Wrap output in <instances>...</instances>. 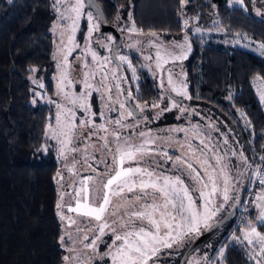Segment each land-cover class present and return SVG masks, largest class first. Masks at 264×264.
<instances>
[{
  "label": "trees",
  "instance_id": "1",
  "mask_svg": "<svg viewBox=\"0 0 264 264\" xmlns=\"http://www.w3.org/2000/svg\"><path fill=\"white\" fill-rule=\"evenodd\" d=\"M96 1L120 37L124 33L120 27L129 14L140 32H155L164 42H189L191 52L185 62V75L193 98L188 104L195 109H209L227 123L249 158L246 180L235 203L224 213L225 216L234 208L235 217L200 244L212 241L205 248L209 257L234 230L238 210L248 194L251 167L264 153V111L251 84L254 77L264 81V58L239 48L223 50L215 40L201 45L190 29L182 27L183 16L197 19V25L204 29L224 28L231 35L242 33L262 43L264 19L252 12L251 0L234 8L227 6V0H190L186 5L179 0ZM51 3L52 0H0V264H63L65 260L57 215L58 163L37 151L45 143V127L54 122L53 110L39 100L32 103L30 81L33 73L42 75L43 92L54 96L50 27L55 13ZM84 33L82 25L79 41ZM132 58L139 67L137 54L133 53ZM138 77V92L133 91L137 101L142 105L160 101L156 80L144 71H138ZM229 91L233 93L231 102L224 100ZM238 110H243L250 122L254 133L251 144L245 141L234 120L233 113ZM246 213L248 219H254V210ZM193 249L190 251L191 244L180 241L172 248L162 249L157 264H184L195 252ZM225 249L223 264H248L243 248L232 243Z\"/></svg>",
  "mask_w": 264,
  "mask_h": 264
},
{
  "label": "snow or ice",
  "instance_id": "2",
  "mask_svg": "<svg viewBox=\"0 0 264 264\" xmlns=\"http://www.w3.org/2000/svg\"><path fill=\"white\" fill-rule=\"evenodd\" d=\"M179 2L181 5H186L190 0H179ZM53 3L54 6L61 5L63 7L60 18L71 21L67 43L73 47L65 49L62 41L59 52L58 94L63 98L65 104L57 103L59 111L54 118L55 125L50 124L45 135L48 140H55L60 145L58 151L62 158L67 159L68 151L75 152L77 150L72 145L73 140L80 135L81 129L87 128L88 132L84 134L85 140L95 137L102 142L99 146L101 151L111 156L110 160L101 161L106 171L100 172L97 179L90 175L81 177L75 183H70L73 190L66 194L74 199L65 204L63 202L64 194H62L61 203L57 205V208L62 211L57 215L61 221L65 219L67 213H76L79 217L85 218L80 221L84 227L77 226L76 230L78 233H92V237L84 235L83 239L88 241L85 248L91 249L93 256L82 262H80V257H77L80 264H93L97 241L101 240L108 232L111 233L113 240L111 246L105 243L107 251L101 253L106 258L105 264H157L160 259L158 253L162 249L172 248L173 244L179 243L188 234L199 233L202 226L207 227L209 218L214 214L215 209L210 210L211 197L218 195L217 182L227 167L223 156L217 154L222 151L220 144L214 142L207 132L193 129L194 136H202L200 146L193 149L191 141L186 135L183 144H179L181 154L175 155L159 146L157 138L152 137L149 133L141 131L136 134L137 139L134 140L131 135H122L115 127L110 131L105 124L97 125L95 120L98 116H103L106 123L120 128L127 127L124 123L126 118L142 119L137 116V109L143 111V108L139 104L133 106L130 103L139 98L133 95L131 88L122 90L121 84L115 83L116 80L123 79L118 75L120 65L117 64L115 70L107 65L114 59L118 60L120 64L126 63L133 78L136 76V69L125 55L117 56L114 53L112 57H105L102 60L96 51L89 49L91 60L84 63L80 79L83 91H80L79 88L74 92L66 91L76 83L72 77V69L68 65L69 56L79 45L75 44L71 34L77 30V23L84 15L85 5L84 0H75V3H71L69 0L67 5L63 4V0H53ZM237 3L244 6L245 0H237ZM90 7L96 9V17H93L91 11L87 13L88 21L91 24L89 40L91 33L97 31L105 23L96 5L90 4ZM127 30L130 33L139 34L134 22ZM152 36L155 37V33H152ZM147 43L151 44V41H147ZM85 47L87 48V45ZM174 47L179 48L180 52L174 54L166 49H163L162 52L157 51L156 68L161 72L165 71L161 66V61L171 60L175 64L187 58L190 47H186V43L177 42ZM260 47L264 49V43ZM73 59L75 58L73 57ZM147 59H152V57L149 56ZM75 67L78 69L79 65ZM32 71L37 70L32 69ZM167 84L176 96L187 100L193 98L189 95L186 77L181 78V74L168 70ZM38 86L44 87L43 84ZM161 87H163L162 78ZM113 89H115V93ZM94 93H99L100 99L107 101L105 105L107 111H119V117L112 119L104 116L101 112L92 111L93 103L90 98ZM40 95L41 93L33 90V104L38 103L37 98ZM120 95H124V101L119 100ZM113 100L118 104V109L112 105ZM150 106L159 107L155 103ZM171 109H178L181 113L188 112V108L175 98L171 100ZM171 109L165 103L161 111L167 112ZM77 111L81 114L79 123H77ZM171 131L185 132V129L178 128ZM109 135L112 137L111 140H109ZM223 144L228 145L227 138L223 139ZM53 146L41 144L37 151L46 153ZM85 151L87 150L85 149ZM238 152L242 162L247 164L249 158L244 156L243 150H238ZM210 153L215 156L214 162L209 156ZM227 154L236 155L237 152L230 151L225 155ZM73 161H75V157H73ZM84 161L90 170L97 171V168H93L92 163H88L87 156ZM217 165L220 166L219 171H217ZM59 178L62 180L63 176L59 175ZM229 183L225 177L223 180L224 201L229 200ZM260 183L264 185V175L260 176ZM114 197L119 198L115 203ZM201 199L204 201L203 213L200 212V206L197 203ZM259 219L264 222V207L261 208ZM68 223L75 225L76 221L68 218ZM60 240L63 242L64 237L61 236ZM243 241L249 249V255L254 264H264V234H261L257 227L249 225L248 231L244 233ZM72 251L75 252V248ZM64 259L68 261L71 258L64 257Z\"/></svg>",
  "mask_w": 264,
  "mask_h": 264
},
{
  "label": "rangeland",
  "instance_id": "3",
  "mask_svg": "<svg viewBox=\"0 0 264 264\" xmlns=\"http://www.w3.org/2000/svg\"><path fill=\"white\" fill-rule=\"evenodd\" d=\"M69 0H63V4L67 5ZM252 2V12L256 15V17H260L264 19V0H251ZM71 3H75V0H71ZM227 6L229 8L234 7H243L237 0H227ZM52 10L55 13V19L50 27V33L53 37V73L50 75V79L53 81V92L54 96L49 97L43 92V88H40L38 85H44V77L42 75L38 76L37 73H33L30 77V81H32V91L35 90L41 95L37 98L41 103H45L51 106L53 110V116L55 118L59 109L57 108V103L64 105L65 101L58 94V78L60 77V61H59V52L61 48L62 41L63 47L65 49L69 47H73L67 43V38L69 35V26L71 25V21L60 18V12L63 11V7L61 5H55L52 0ZM84 15L77 23L76 32L72 33L75 44H78L79 47L74 48L71 55L69 56V65L68 67L72 69V77L76 80V83L72 85L71 88H67L66 91L74 92L77 88L80 91H83V85L80 83V79L83 74L84 63H87L91 60L90 50L96 51L98 56L103 60L105 57H112L115 53L118 55H125L131 61L133 67L136 69L135 78L132 77V72L128 69L127 64H120L117 60H112L107 66L116 69L117 64L120 65V70L118 75L123 77L121 80H116L115 83H120L122 90H127L129 88L134 91V94L138 92L137 85L139 82L138 71H144L148 76L156 80L158 88L161 90V98L160 101L156 102L159 107H151L148 104H140L138 101H133L134 104H139L143 111L137 109L139 113L137 116L142 117V119H137L135 117L126 118L124 123L127 125L126 128H120L119 126H115L113 124L106 123V120L103 116H98L95 120L97 125L105 124L111 131L113 127L116 130L120 131L122 135L129 136L131 135L132 139H137L136 134L143 131L149 133L152 137L157 138V144L162 146L165 151H168L170 154L180 155L181 148L179 144H183L184 138L187 135L189 140L191 141L192 148H198L200 146V140L202 136H194L193 129H199L202 132H207L212 138L214 142H219L220 148L222 151L218 152V155H222L225 164L227 167L224 169L223 173L220 175V179L217 182V192L218 195H214L211 197L212 204L210 205V210L215 209L214 214L209 218L207 222V227L202 226V230L199 233H192L186 235L181 242H186L192 244L197 240L201 234L206 232L208 228H210L213 224L219 221L224 216V213L231 208V206L235 203L240 191L242 184L246 180L245 175L248 171V163L245 164L242 162L241 157L239 155L238 150L241 149L240 143L237 142L234 131H232L231 127L225 123L222 119H217L213 112L209 109L200 107L199 109H195L188 104L190 100L182 99L175 95L174 92H171L170 86L167 84V76L168 70H171L174 73L181 74V78H185V66L186 60L189 57L191 51L187 52V58L173 64L171 60L161 61V66L165 71L161 72L160 69L156 68V55L157 51L161 52L163 49H166L169 52H173L177 54L180 52L179 48H175V44L177 42L186 43V47H190L189 42L184 39L181 41H171L164 42L161 40L160 36L155 33V37L152 36V32L143 33L139 31L138 33H130L127 29L132 26V22L130 19V15L124 18V25L120 28L124 33L122 34L120 45L115 49V37L111 32H102L99 28L97 31L91 33V39L89 40V28L91 26L90 22L87 18V13L89 11L92 12L93 17H96V14L91 9H88L84 0ZM59 9V11H57ZM183 16V15H182ZM187 20V23L185 21ZM190 23V24H189ZM215 23V22H214ZM189 24V25H188ZM218 24V23H217ZM214 24V25H217ZM83 25L84 35L83 39L79 41L77 39L78 31L80 27ZM182 27L184 29H190L192 34L199 39V43L201 45H206L212 40L217 41L223 50H232L235 48L249 50L258 57L264 58V49H261L260 45L262 42L255 41L252 37L246 36L242 33H235L233 35L229 34L224 28L214 27L211 29H204L200 25H197V19L183 16ZM199 29V31H197ZM111 36V39H109ZM158 38V39H157ZM147 41H151V44L147 43ZM87 45V48L85 47ZM155 45V46H152ZM163 46V48H161ZM137 54L140 60V66L137 67L132 62V55ZM151 56L152 59H147V57ZM73 57L75 59H73ZM79 65L77 69L75 66ZM124 67L125 71L122 69ZM161 78L163 79V87H161ZM175 78V77H174ZM95 83V81H93ZM187 83V79H186ZM251 84L254 90L255 95H257L258 101L260 105L263 107L264 111V81L259 79V77H254L251 80ZM111 86V85H110ZM115 93V89H113ZM232 92H227L225 95V101L231 102ZM175 98L176 100H180L184 106L188 108L187 113H181L178 109H171V100ZM93 103L92 111L101 112L104 116L115 119L120 115L119 111H107L105 105L107 101H102L99 97V93H94L93 97L90 98ZM120 101H124V95L119 96ZM187 101V103H186ZM112 105L118 109V104L113 100ZM167 103L171 110L167 112H162L161 108H163L164 104ZM243 114V115H242ZM80 112L77 111V123H79ZM234 120L239 125L241 131L245 136V141L249 144L252 143L254 138V133L251 129V125L249 124L248 119L243 112V110H238L233 113ZM51 125H55L54 122ZM49 125L45 128L48 129ZM183 128L185 132H172V129ZM45 130V133H46ZM218 130V131H217ZM88 132L87 128L80 130V135L73 140L72 145L77 148L75 152L68 151V158L64 159L61 157L58 149L60 145L55 140H48L44 133V144L54 145L51 147L50 151L46 153H42V156L47 160H55L58 163V170L55 176V183L57 188V205L61 203V196L63 195V202L67 204L70 201H73V197L67 195L66 193L72 192V187L70 183H75L81 177L93 176L94 179H97L99 173L102 171H106L105 166L101 163L102 160H110V154H106L101 151L100 145L101 141L96 139L95 137L91 139L85 140L84 134ZM103 135V133H101ZM164 138V139H159ZM228 139V145L225 146L223 144V139ZM112 137L109 135V140ZM113 147L115 145L113 144ZM85 149L87 151H85ZM237 152L236 155H231L226 153ZM263 155V154H262ZM261 155V156H262ZM85 156L88 157V163H92L93 168H97L96 172L90 170L85 161ZM212 158V161H215V156L213 154H209ZM244 156H246L244 154ZM73 157H75V161H73ZM261 158V157H260ZM259 158V159H260ZM127 166V165H126ZM258 163L252 165L251 173L248 175V184L246 189L248 190V194L245 199V203L239 208L238 216L236 218L235 227L232 233H230L222 242L220 247L214 249L213 253L208 257L206 255L208 252L205 250L209 243L212 241L205 243L204 245H197L195 247V252L188 256L184 261V264H223L222 258L226 251V245L228 244H236L237 246L243 248L245 252L246 260H248V264H254L251 256L249 255V249L243 241L244 233L248 231V226H255L257 230L264 234V222L260 221L259 214L261 208L264 207V185L260 183V177L258 179V185L254 186V190L251 193V188L254 182V179L258 178V174H256L258 169ZM220 166L217 165V171H219ZM75 173V175H74ZM63 176L61 180L59 175ZM227 177L229 183V200H223V180ZM207 191V190H206ZM195 199V197H194ZM119 200L118 197H114V203ZM198 205L200 206V212L204 211V201L198 200ZM254 210V219H248V214L246 211ZM62 211L57 208V213ZM122 211V209H121ZM68 218L76 221L75 225H69ZM59 219V217H58ZM85 218L79 217L76 213H67L66 217L63 221H60L62 228V236L64 237V241L61 242L64 248V256L70 257L71 259L68 261L64 260L63 264H80V262L88 259V257L93 256L91 249L85 248V245L88 244L87 240L83 239L84 235H88L92 237L91 232L87 233H78L77 226L83 228L84 225L80 223L81 220ZM239 230V234H235V231ZM71 237V239H69ZM111 233H106L101 240L97 241V251L94 255L93 264H105L106 258L101 255V253L106 252L107 248L105 247V243L111 246L112 243ZM75 248V252L72 249ZM194 249L191 248L190 251ZM160 253V252H159ZM158 253V255H159ZM77 257H80V262H78ZM160 261V260H159Z\"/></svg>",
  "mask_w": 264,
  "mask_h": 264
},
{
  "label": "water",
  "instance_id": "4",
  "mask_svg": "<svg viewBox=\"0 0 264 264\" xmlns=\"http://www.w3.org/2000/svg\"><path fill=\"white\" fill-rule=\"evenodd\" d=\"M85 4L86 7L88 9H91L92 11H94V13L96 14V9L91 8L90 4H95L96 8H98L100 10V15L102 17V19L105 21V23H103L100 26V29L102 32H111L113 34V36L115 37L116 40V45H120V33L119 31H116V29L108 22V20H106L104 13H103V9L100 7L99 3L96 0H85ZM117 61V60H116ZM119 64V63H118ZM235 209L232 208L231 211L229 213H227V215H225L224 217H222L221 219H219L218 222H216L215 224H213L210 228H208V230L206 232H204L203 234H201L199 237H197V240L192 244L191 248H195L197 247V245L205 242L206 240H208V237L211 236L212 234H214L215 232H217L218 230H220V228L222 227V225L228 223L229 221H231V219L233 217H235Z\"/></svg>",
  "mask_w": 264,
  "mask_h": 264
},
{
  "label": "built area",
  "instance_id": "5",
  "mask_svg": "<svg viewBox=\"0 0 264 264\" xmlns=\"http://www.w3.org/2000/svg\"><path fill=\"white\" fill-rule=\"evenodd\" d=\"M261 157H264V153H263V155L261 156ZM258 169H257V172H256V174H258L259 176H258V178H256V180L254 179V182H253V185H252V188H251V193L253 192V188H254V186H256V185H258V179H259V177L261 176V175H264V171H261L262 169H264V159H261L260 158V160H259V162H258Z\"/></svg>",
  "mask_w": 264,
  "mask_h": 264
},
{
  "label": "flooded vegetation",
  "instance_id": "6",
  "mask_svg": "<svg viewBox=\"0 0 264 264\" xmlns=\"http://www.w3.org/2000/svg\"><path fill=\"white\" fill-rule=\"evenodd\" d=\"M136 101H137V100H136ZM130 103H132V104H133V106L135 105L133 101H132V102H130ZM138 114H139V113L137 112V115H138Z\"/></svg>",
  "mask_w": 264,
  "mask_h": 264
}]
</instances>
